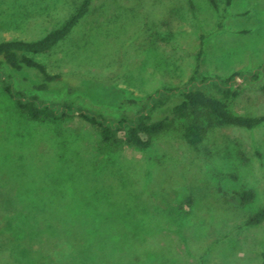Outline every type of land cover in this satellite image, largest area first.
<instances>
[{"label":"rangeland","instance_id":"obj_1","mask_svg":"<svg viewBox=\"0 0 264 264\" xmlns=\"http://www.w3.org/2000/svg\"><path fill=\"white\" fill-rule=\"evenodd\" d=\"M79 1L0 0V41L39 39ZM215 1L92 0L53 50L33 57L64 78L40 92L26 70L14 87L116 117L136 108L126 100L183 85L199 55L203 76L256 72L229 110L264 115V0ZM240 190L254 193L243 207ZM260 208L264 123L212 129L198 152L171 137L137 150L103 144L79 119L28 121L0 91V264H76L78 236L94 244L89 264H107L104 248L121 264H264V221L244 224ZM94 219L109 239L42 226Z\"/></svg>","mask_w":264,"mask_h":264},{"label":"trees","instance_id":"obj_2","mask_svg":"<svg viewBox=\"0 0 264 264\" xmlns=\"http://www.w3.org/2000/svg\"><path fill=\"white\" fill-rule=\"evenodd\" d=\"M91 1L80 0L74 11L57 28L48 31L39 39L0 41V91L13 102L25 119L32 122L79 119L103 144L127 145L137 150H147L155 139L171 137L178 139L195 152L200 150L212 129L234 127L249 131L264 123V115H239L229 110V103L239 95L242 84L257 79L256 72L248 75L233 72L225 78L203 76L199 74V55L196 56V64L183 85L162 87L140 99L126 100L125 103L136 108L123 111L116 117L70 102L46 103L35 95H27L16 90L12 75L21 71L29 70L34 73L38 80L31 88L40 92L47 91L51 85L64 78L61 74H49L33 57L53 50L86 15ZM207 1L212 8H216L215 0ZM231 1L222 0V3L228 6ZM260 70L264 72V64ZM253 198L252 190L233 192V201L239 207L250 203ZM186 203H190V198ZM262 221L264 208L246 216L244 224L255 226ZM84 224L86 228L80 229L81 224L77 221L60 220L58 223L43 221L42 226L55 230L58 234L68 231L71 235L74 234V238L76 235H84L78 231L84 232L86 229L85 235L92 237L103 235L105 228L102 221L94 219ZM67 237L70 238L69 235ZM109 237L103 235V241ZM87 239L85 236H78L75 242L70 240L74 252L78 254L79 261H76V264H89L91 261V256L86 254L85 250L94 244L91 245L92 239ZM104 247H109L106 242ZM104 251L107 252V264H121L122 258L124 259L105 248Z\"/></svg>","mask_w":264,"mask_h":264}]
</instances>
